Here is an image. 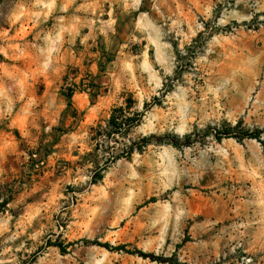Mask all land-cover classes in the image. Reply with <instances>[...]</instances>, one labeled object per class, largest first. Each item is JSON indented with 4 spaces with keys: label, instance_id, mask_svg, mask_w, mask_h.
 <instances>
[{
    "label": "rangeland",
    "instance_id": "obj_1",
    "mask_svg": "<svg viewBox=\"0 0 264 264\" xmlns=\"http://www.w3.org/2000/svg\"><path fill=\"white\" fill-rule=\"evenodd\" d=\"M263 130L264 0H0V264H264Z\"/></svg>",
    "mask_w": 264,
    "mask_h": 264
},
{
    "label": "trees",
    "instance_id": "obj_2",
    "mask_svg": "<svg viewBox=\"0 0 264 264\" xmlns=\"http://www.w3.org/2000/svg\"><path fill=\"white\" fill-rule=\"evenodd\" d=\"M71 97H72V96L69 95V98H71ZM117 120H118V119H117L115 116H112V117H111V119H110V123L112 124L113 127H117V126L119 125V123H118ZM127 122H128V119H126V120L124 121V123H122V126L125 127L126 124H127ZM120 124H121V123H120ZM262 133H264V130H263V131H260V132H258V133H256V134H246V136L251 137V138H256V139L260 140V137H261V134H262ZM230 136H231V135H229V137H230ZM102 246L106 247L107 249H112V250H115V249H116V248L111 247L109 244H105V245H102ZM60 247H61V246H60ZM117 250H119V248H117Z\"/></svg>",
    "mask_w": 264,
    "mask_h": 264
}]
</instances>
